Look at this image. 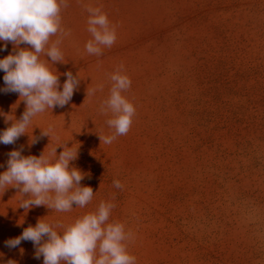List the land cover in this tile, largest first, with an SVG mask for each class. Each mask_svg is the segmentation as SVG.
<instances>
[{
	"label": "rangeland",
	"instance_id": "374dc122",
	"mask_svg": "<svg viewBox=\"0 0 264 264\" xmlns=\"http://www.w3.org/2000/svg\"><path fill=\"white\" fill-rule=\"evenodd\" d=\"M67 2L65 62L49 66L61 86L67 71L79 86L67 105L33 117L15 144L0 143V173L12 150L39 156L56 146L59 154L66 143L77 149L70 165L84 173L80 183L93 199L69 212L24 209L9 186L0 194V264H43L32 242L9 248L6 241L38 218L69 224L101 200L115 204L109 222L132 233L136 264H264V0ZM86 5L101 7L116 25L115 43L99 56L85 50L92 39ZM12 52L11 42L0 41V58ZM120 64L135 115L126 135L105 144L99 135L114 129L99 107ZM3 77L0 70V89ZM100 84L103 91L87 94ZM24 110L18 93L0 91V112L19 119ZM9 124L0 115V131ZM50 125V137L42 136Z\"/></svg>",
	"mask_w": 264,
	"mask_h": 264
},
{
	"label": "clouds",
	"instance_id": "9594fccd",
	"mask_svg": "<svg viewBox=\"0 0 264 264\" xmlns=\"http://www.w3.org/2000/svg\"><path fill=\"white\" fill-rule=\"evenodd\" d=\"M68 6L67 0H0V41L13 45V52L0 58L5 83L0 91L18 93L25 104L19 119L12 113L0 112L6 124L11 122L0 131V143L15 144L21 135L28 134L33 117L67 105L79 86L80 79L71 71L63 74L66 79L61 86L59 74L49 66V63L65 62L60 45L71 33L62 27L61 10ZM85 8L89 14L87 31L92 37L86 42L85 50L89 55L99 56L104 47L110 48L115 43L116 25L101 7L86 5ZM53 36L57 37L54 41ZM21 44L26 47H20ZM109 79L112 82L109 94L101 102L99 112L111 113L106 123L114 133L99 135L105 144L126 135L135 115L134 105L123 95L131 87L124 65L117 66ZM103 89L104 85L100 84L87 94L94 95ZM53 130L50 125L41 130V135L50 137ZM60 146L63 150L59 154L56 146L48 155L43 151L39 156L10 151L7 168L0 173V194L9 186L16 188L21 196L19 206L24 209L43 205L57 212H69L74 205L80 208L88 205L94 191L81 185L84 173L70 165L77 158V149L72 150L66 143ZM113 185L123 188L119 180H114ZM114 207V203L101 200L94 211L66 225L50 224L38 218L34 226L29 225L19 236L7 240L6 246L15 248L22 241H30L35 247V258L42 256L43 264H136V257L127 246L132 233L126 232L125 225L119 221L109 222ZM7 264L13 261L8 260Z\"/></svg>",
	"mask_w": 264,
	"mask_h": 264
}]
</instances>
